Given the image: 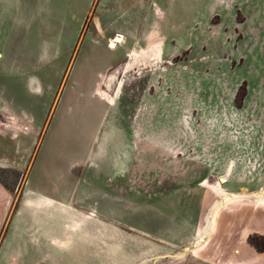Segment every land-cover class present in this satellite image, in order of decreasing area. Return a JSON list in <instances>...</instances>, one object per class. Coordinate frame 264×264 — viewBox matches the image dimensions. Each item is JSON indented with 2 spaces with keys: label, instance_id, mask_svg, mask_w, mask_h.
<instances>
[{
  "label": "rangeland",
  "instance_id": "374dc122",
  "mask_svg": "<svg viewBox=\"0 0 264 264\" xmlns=\"http://www.w3.org/2000/svg\"><path fill=\"white\" fill-rule=\"evenodd\" d=\"M230 2L201 0L198 13L189 4L162 5L164 16L152 18L166 29L151 38L162 50L151 59L141 53L140 66L121 79L110 74L97 94L101 106L86 117L70 115L73 96L55 109L75 59L65 76L74 21L51 18L45 38L59 47L29 60L58 65L59 78H44L63 86L42 99L51 111L40 105L20 121L45 120L36 138L25 132L20 143L18 133L0 131L6 202L18 203L40 141L60 147L70 135L77 199L86 203L75 250L90 253L92 264L100 253L107 264H200L244 242L264 251V0ZM191 20L195 31L177 36L191 45L171 47V26ZM220 180L223 193L213 187Z\"/></svg>",
  "mask_w": 264,
  "mask_h": 264
},
{
  "label": "crops",
  "instance_id": "0c3cea01",
  "mask_svg": "<svg viewBox=\"0 0 264 264\" xmlns=\"http://www.w3.org/2000/svg\"><path fill=\"white\" fill-rule=\"evenodd\" d=\"M199 1L0 0V115L5 117L0 131L18 133L20 143L27 139L25 132L38 135L37 131L44 129L45 120L41 123L37 118L34 123L20 121L36 115L32 110L40 105L44 113L49 109L51 111L53 104L50 106L42 99L59 96L63 80L59 85L47 80L60 77L58 65L29 60L38 52L45 53L54 46L59 47L57 41L47 39V36L45 38L49 33L51 18L63 15L74 21L64 46L65 51L73 52L65 76L72 59H75L55 109L64 97L73 96L74 103L68 106L70 115L86 117L92 114L95 106H101L97 94L105 91L103 82L110 74L117 70L115 72L121 79L125 73L140 66L141 53H144L143 57L151 59V51L162 50L158 43H151V38L164 35L162 29L166 28L152 15L164 16L162 5L174 7L178 3L191 5V13H198ZM216 1L231 5L230 0ZM195 24L197 21L194 23L191 20L171 26L170 34L174 38L171 47L180 50L188 48L191 42L177 36L191 34L196 29ZM118 36L122 37V42L113 47L110 41ZM10 119L17 122L11 123ZM41 125V129L37 127ZM6 138L5 135L2 140L6 142ZM69 138L70 135H66L60 147L44 143V138L40 141L32 162L25 166L27 177L20 184L18 203L6 202V192L11 193L0 183V193L3 195L0 234L4 229L0 242V264H92L90 253L75 250L76 228L80 226L77 222L85 218L83 206L86 203L82 198L77 199V196L83 195H78L75 185V162L71 159L75 143ZM4 161L5 158H0L1 167L5 166ZM15 168L19 171L23 169L17 165ZM216 214L217 210H214L213 216ZM96 259L100 260L99 264H102V260L107 264V254L102 257L100 253ZM212 259L215 257L202 256L198 262L264 264V251H258L244 242L239 250L227 251L215 261Z\"/></svg>",
  "mask_w": 264,
  "mask_h": 264
},
{
  "label": "bare ground",
  "instance_id": "6f19581e",
  "mask_svg": "<svg viewBox=\"0 0 264 264\" xmlns=\"http://www.w3.org/2000/svg\"><path fill=\"white\" fill-rule=\"evenodd\" d=\"M121 39H122L121 36H118V37L114 38V39L112 40V42H111V45H112L113 47L116 46L117 43H120V42H118V41H120ZM125 72H126V71H125ZM115 77H116V76H113V77L110 78V82L108 83V86H111V84L115 81ZM116 80H117V79H116ZM115 82H116V81H115ZM213 187H214L215 190H217V191H221V192L223 193V189H222V187H221V180H220V182H219L217 185H214Z\"/></svg>",
  "mask_w": 264,
  "mask_h": 264
}]
</instances>
